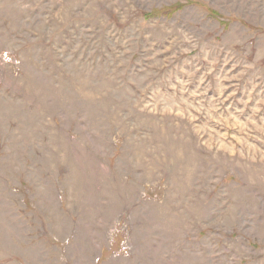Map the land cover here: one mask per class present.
Masks as SVG:
<instances>
[{
  "label": "rangeland",
  "instance_id": "374dc122",
  "mask_svg": "<svg viewBox=\"0 0 264 264\" xmlns=\"http://www.w3.org/2000/svg\"><path fill=\"white\" fill-rule=\"evenodd\" d=\"M0 264H264V0H0Z\"/></svg>",
  "mask_w": 264,
  "mask_h": 264
},
{
  "label": "built area",
  "instance_id": "2783aa9c",
  "mask_svg": "<svg viewBox=\"0 0 264 264\" xmlns=\"http://www.w3.org/2000/svg\"><path fill=\"white\" fill-rule=\"evenodd\" d=\"M128 252V246L126 245L125 241L120 240L118 243V248L116 249V253H124Z\"/></svg>",
  "mask_w": 264,
  "mask_h": 264
},
{
  "label": "trees",
  "instance_id": "16d2710c",
  "mask_svg": "<svg viewBox=\"0 0 264 264\" xmlns=\"http://www.w3.org/2000/svg\"><path fill=\"white\" fill-rule=\"evenodd\" d=\"M212 12H215L214 10Z\"/></svg>",
  "mask_w": 264,
  "mask_h": 264
}]
</instances>
